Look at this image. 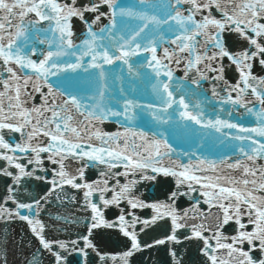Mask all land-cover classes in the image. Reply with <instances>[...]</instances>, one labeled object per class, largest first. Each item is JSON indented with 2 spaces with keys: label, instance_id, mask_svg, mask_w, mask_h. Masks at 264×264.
Listing matches in <instances>:
<instances>
[{
  "label": "snow or ice",
  "instance_id": "6c2138e0",
  "mask_svg": "<svg viewBox=\"0 0 264 264\" xmlns=\"http://www.w3.org/2000/svg\"><path fill=\"white\" fill-rule=\"evenodd\" d=\"M105 6L107 12L101 10ZM74 18L84 26L80 44L72 39ZM102 18L108 25L97 32ZM128 20L138 23L128 24ZM233 40L242 42V50L231 51L226 46V41ZM37 44L45 46L38 61L32 59ZM86 57L90 58L87 62ZM133 57H143L138 66L148 71L139 75L151 84L159 106L115 97L106 102L105 65L119 62L130 75H137L130 63ZM173 64L184 65L185 78L194 71L198 78L191 82L197 88L200 81L222 82L227 95L221 96L213 84L212 96L219 97L220 105L245 109L255 117L256 126H243L219 115L205 120L199 103L194 106L197 111L190 110L185 96L196 93L189 89L175 98L170 83ZM256 64L264 70V0H135L130 4L118 0H0V178L6 187L5 196L0 197V220L26 222L42 249L54 257V264H68L73 254L82 258L79 264H88V249L97 251L94 230L100 229H113L125 238L127 250L111 256L112 264H130L136 252L167 242H186L194 248L199 259L193 264H264V165L257 163L264 160V76L253 75ZM232 66L238 73L234 84L225 79L226 69ZM80 71L88 75H69ZM50 77L58 83L52 84ZM182 86L178 84L177 91ZM33 92L39 94L41 103L29 107V100H35ZM254 102L260 105L257 111L248 107ZM174 105L179 121L169 113ZM145 110L157 125H169L180 136H198L203 129L214 145L231 149L239 157L229 163L228 155L217 161L193 151L190 155L195 162L174 160L168 139H158L156 133L149 137L131 126L143 118ZM121 116L127 122L122 132L108 133L97 127ZM5 132L18 134V141L7 140ZM44 154L54 166L51 169L45 166ZM166 158L170 163H165ZM222 166L242 170L243 179L220 175ZM90 168L99 176L91 182L86 177ZM207 172L217 175L202 174ZM25 179L42 181L50 188L33 202H23L15 192ZM143 182L158 187L172 182L174 188L165 201L145 203L137 195V185ZM65 186L82 193L81 208L90 211L84 223L86 234L68 241L49 240L41 212ZM182 197L192 202L191 207L178 211ZM56 199L65 203L60 195ZM68 202L78 203L75 196ZM201 203L207 211L200 209ZM113 207L118 210L117 219L109 221L104 210ZM145 208L153 211L151 220H141L136 214ZM52 218L65 224L79 222L59 213ZM159 220L170 221L171 234L142 245L137 225H143L139 229L143 232ZM229 228L231 233H227ZM181 230L183 239L177 235ZM170 254L172 264H183L176 251ZM97 255L101 264H108L109 257ZM29 264H39L38 258L34 256Z\"/></svg>",
  "mask_w": 264,
  "mask_h": 264
},
{
  "label": "water",
  "instance_id": "95a60500",
  "mask_svg": "<svg viewBox=\"0 0 264 264\" xmlns=\"http://www.w3.org/2000/svg\"><path fill=\"white\" fill-rule=\"evenodd\" d=\"M135 0H118V3L121 4H130L134 3ZM104 12H107L106 6L101 9ZM217 18H219V14H216ZM119 27V20H118ZM128 24H136L137 21L128 20ZM108 25V20L102 18L100 24L95 28L98 32L100 27H104ZM47 27V22L43 25ZM84 26L80 21L73 19V32L74 36L72 37L74 43L80 44L83 39ZM228 34L225 33V36ZM235 36V34H232ZM242 42L240 41H226V46L230 47L231 51H240ZM37 48V55L32 56V59L39 60L42 59V55H40L41 50L45 48L43 45H35ZM167 46V45H166ZM160 55H162V49L159 50ZM147 55V54H145ZM72 59L74 58H65ZM90 58H85V62ZM143 57H133L130 63L133 64V71L137 73V75H130L127 71V66L121 65L117 62L114 65L108 66L105 65V70L107 73L106 77V102L111 97H115L120 101H123L124 98L135 100L139 104H153L154 106H159V99L152 92L151 84L145 80L139 73L147 72L148 69L139 68L138 61H141ZM225 64L229 62L225 58ZM203 67V65H201ZM174 69V79L170 83L172 84V91L174 92L175 98L178 100L181 95H184L187 90H191L195 92V95H186V102L190 105V110L197 111L194 108L195 104L199 103L200 108L203 110V118L207 119H215L217 115L222 119H228L233 123L241 124L243 126H256V120L254 116L246 114V110L243 108H239L238 106L233 105H220L217 101L219 97L212 96V87L213 84H216L217 91L221 96H226L227 93L223 91L224 85L222 82L217 83L215 81L205 80L200 81L199 88L196 85H193L191 82V78L196 77L195 72L190 73V78H185L184 76V65L181 64L176 66L172 65ZM95 71V70H90ZM6 76V74H4ZM71 76H80L86 77L88 73H84L82 71L78 73L69 74ZM208 76L214 75V73H207ZM253 75L264 76V70H262L258 64H256L253 68ZM166 79V78H162ZM225 79L229 81V83H235L238 80V73L235 71V66H232L230 69H226L225 71ZM50 82L52 84H57L56 77H50ZM152 82H155V78H152ZM183 85L179 91H177V85ZM0 90H2V86H0ZM31 91V88H29ZM44 92H47V89H43ZM35 96V100H29L28 106L31 107L33 104L40 105L41 99L39 94L32 93ZM235 97L236 93L232 94ZM27 99V97H25ZM59 97L57 100L59 102ZM248 99L254 101V98L249 95ZM5 106L7 105V100L4 101ZM108 106H112L109 104ZM248 107H252L254 111L259 110L260 105L258 103L248 104ZM223 108L224 111H220ZM122 110V109H119ZM178 111V107L174 105L173 109H169V113L173 114V119L179 121V116L176 115V111ZM135 112H140V109L134 110ZM231 111V115H228V112ZM127 125V122L123 120V117H113L110 118L103 124H98L97 127L101 128L103 131L108 133H114L118 131H124V127ZM132 127H135L137 131L146 132L149 137H151L154 133L157 134V138H166L169 140L171 146L174 151L172 153V159L179 160L183 163H188L189 160L195 162V157L190 154L195 151L197 155L201 158L219 160L223 156L228 155L231 157L229 159V163L234 162V160L239 157V153H234L231 149H225L223 146L214 145L209 138V136L205 135V130L200 129V135L198 136H180L174 133L169 125H157L154 121L151 120V116L147 114V111H144L143 118L134 122ZM191 127L195 128L196 126L191 125ZM227 131V130H225ZM234 131V130H233ZM163 132L164 136L160 137L158 133ZM213 136H218L219 134L212 133ZM5 138L9 141H18V134H11L5 132ZM131 138L129 143L131 144ZM136 143H141V141L137 140ZM235 143V142H233ZM198 145H202V147H198ZM179 153H184L185 155H179ZM45 166L48 169L54 167L50 163H48L46 154H44ZM2 163V162H0ZM165 163H170L167 158L165 159ZM258 164L264 165V160H260L257 162ZM70 171H75L74 168L69 169ZM12 171H15L14 169ZM115 171H123V169H116ZM203 175H209L215 177L217 173L207 172L202 173ZM220 175L225 177H235L237 179H243L242 170L241 171H232L222 166ZM44 175V173H41ZM48 179H51V173L47 174ZM86 177L88 181H93L99 178L98 172L90 168L86 170ZM123 177H121V181L123 182ZM10 183V181L8 182ZM221 184H225L224 180L220 181ZM139 191L137 195L145 202V203H156L158 201H165L167 199V193L174 188V183L170 182L167 185L156 186L151 182H143L142 184L137 185ZM238 187H242L238 185ZM50 188V185L43 183L42 181L29 180L25 179L21 182V184L16 189L15 195L16 197L23 202H33L35 199L39 198L43 195L45 189ZM65 193L67 195H65ZM6 194L5 180L4 178H0V197H4ZM60 195L61 198L65 201V203L61 204L60 201H57L56 196ZM194 196L198 197V193H193ZM75 196L77 198L78 203L72 204L68 201L71 200V197ZM201 201L203 197H198ZM51 203L44 205V211L41 212L40 219L46 226V231L44 233L46 239H61L68 241L70 239H75L79 234L85 233L86 229L84 227V223L86 222V218L90 217V211H86L81 208L83 204V196L82 193H78L75 189L68 188L65 186L64 190H57L56 193L51 197ZM191 201L188 200L187 197H182L178 201V211H183L184 209H189L191 207ZM9 207H13L14 205L9 204ZM126 207V205H123ZM200 209L203 211H207V205L201 203ZM212 213H216V209L211 210ZM57 213L68 216L72 220L79 221L78 223H67L65 224L63 221H56L52 217H54ZM105 218L109 221H114L117 219L118 210L116 208H109L104 210ZM136 214L140 217L141 220L148 219L151 220V217L154 215L153 211L150 208H145L143 210H136ZM130 219V218H129ZM210 222H214V220L210 219ZM143 227V225H137V231L139 233V239L142 242V245L145 243H154L157 239H165L167 235L171 234V225L169 220H159L155 224H152L145 228L143 232H140L139 229ZM231 229H227V233H231ZM182 237L181 233L177 234ZM93 243L96 246L97 251H93L92 249H88V264H101L100 258L97 255L99 252L101 255L109 257L108 264H112L110 259L111 256L116 255L119 256L126 249L125 238L120 236L118 232L113 229H100L94 230ZM58 251V249H57ZM176 251L178 253V259L183 260V264H193L194 261L199 259L196 250L187 245V243L174 244L172 242H167L163 245H155L151 248H145L143 251L136 252L130 258V264H172L173 258L171 256V252ZM36 256L39 260V264H54V257H52L48 252H45L42 247L39 245L38 240H36L35 236L32 234L29 226L26 222L21 221L19 219H13L10 221L0 220V264H29L32 261L33 257ZM82 261V258L76 254L68 257V264H79Z\"/></svg>",
  "mask_w": 264,
  "mask_h": 264
}]
</instances>
